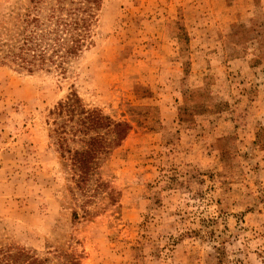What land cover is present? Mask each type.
<instances>
[{
    "label": "rangeland",
    "instance_id": "374dc122",
    "mask_svg": "<svg viewBox=\"0 0 264 264\" xmlns=\"http://www.w3.org/2000/svg\"><path fill=\"white\" fill-rule=\"evenodd\" d=\"M30 7L0 0V40ZM92 34L65 76L0 64V261L264 264V0H102ZM72 91L131 127L86 183Z\"/></svg>",
    "mask_w": 264,
    "mask_h": 264
},
{
    "label": "trees",
    "instance_id": "16d2710c",
    "mask_svg": "<svg viewBox=\"0 0 264 264\" xmlns=\"http://www.w3.org/2000/svg\"><path fill=\"white\" fill-rule=\"evenodd\" d=\"M101 4L102 0H31L30 9L18 16L17 30L6 42L0 40V64L27 73L54 71L65 76L69 62L93 44ZM51 114L58 119L53 130L57 146L61 156H69L78 183L92 179L99 163L121 145L131 129L127 122L87 109L75 91L58 102ZM1 254V264H43L23 248ZM68 258L63 264H79Z\"/></svg>",
    "mask_w": 264,
    "mask_h": 264
}]
</instances>
